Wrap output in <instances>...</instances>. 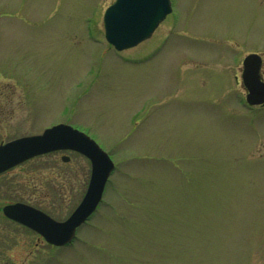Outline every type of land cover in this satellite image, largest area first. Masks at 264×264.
<instances>
[{"label":"rangeland","instance_id":"obj_1","mask_svg":"<svg viewBox=\"0 0 264 264\" xmlns=\"http://www.w3.org/2000/svg\"><path fill=\"white\" fill-rule=\"evenodd\" d=\"M113 2L0 0V119L15 136L70 123L115 166L70 244L1 213L0 264H264V106L245 103L241 82L251 53L264 80V0H171L152 35L123 51L103 36ZM14 172L61 221L90 164L48 153Z\"/></svg>","mask_w":264,"mask_h":264},{"label":"water","instance_id":"obj_2","mask_svg":"<svg viewBox=\"0 0 264 264\" xmlns=\"http://www.w3.org/2000/svg\"><path fill=\"white\" fill-rule=\"evenodd\" d=\"M170 11L169 0H116L104 13L105 39L118 51L133 47L148 38ZM260 67L261 59L256 54H249L243 60L241 79L249 105L264 102ZM60 149L79 152L91 163L86 193L70 217L57 222L21 205L2 208L6 217L33 229L54 246L70 243L76 228L97 207L107 178L114 168L111 159L87 135L65 125L54 126L46 129L42 135L20 138L0 147V173L31 157Z\"/></svg>","mask_w":264,"mask_h":264},{"label":"flooded vegetation","instance_id":"obj_3","mask_svg":"<svg viewBox=\"0 0 264 264\" xmlns=\"http://www.w3.org/2000/svg\"><path fill=\"white\" fill-rule=\"evenodd\" d=\"M0 116H1V114H0ZM6 122H9V120L0 119V146L6 144L8 142H11V141H13V140H15L17 138L39 135V134L42 133V131L44 129L49 128V127L54 126V125H57V124L70 125V123L56 122V123H52L49 126L45 127L39 133L15 136L14 127L12 125H8V123H6ZM65 152L66 153H75L73 151H55V152H52V153L56 154V153H65ZM75 154H77V153H75ZM60 159H61L62 162H68L69 161V157L66 156V155H60ZM30 160H28V161H30ZM26 162L27 161H25V162H23L21 164L25 165ZM20 165H18V166H20ZM18 166H16V167H18ZM16 167H13V168H11V169H9V170H7V171H5V172L0 174V183H1L0 198H1V195H3V192H5L6 194H11L12 195L11 200L13 198H15V197H18V199L14 200V201L8 200L7 202H5V204L2 207L6 206V205L19 204V205H24L26 207H31V208H33V209H35L37 211H41V212L49 215L48 213H46V212L42 211L41 209L35 207V205L33 203H31V201H30V199H31V180L29 179V177L27 179H23L22 178V180H23L22 187H20V184L16 185L17 182H21L20 176H18V174L16 172H14V169ZM6 188H8V189H6ZM5 190L9 191V193H7ZM1 201L2 200H0V202ZM1 213H2V211L0 209V214ZM35 234H37V233H35Z\"/></svg>","mask_w":264,"mask_h":264}]
</instances>
